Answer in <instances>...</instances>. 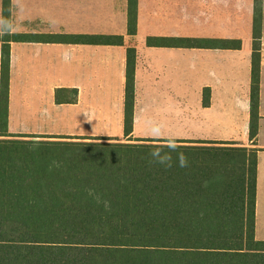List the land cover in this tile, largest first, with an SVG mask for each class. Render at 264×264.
<instances>
[{"label":"trees","instance_id":"trees-1","mask_svg":"<svg viewBox=\"0 0 264 264\" xmlns=\"http://www.w3.org/2000/svg\"><path fill=\"white\" fill-rule=\"evenodd\" d=\"M130 3L129 33L135 34L137 0ZM11 7V0H3L0 128L6 130L11 42L124 44L121 35L13 33ZM147 45L240 49L242 41L150 36ZM261 46L262 12L257 9L251 139L259 129ZM136 63V48L129 47L127 140L0 135V264H264V240L256 238L257 150L175 140L180 147L171 153L172 167L150 163L149 153L168 140L130 138ZM78 96L77 88H58L55 100L75 103ZM178 152L185 154L187 166H179Z\"/></svg>","mask_w":264,"mask_h":264},{"label":"crops","instance_id":"crops-1","mask_svg":"<svg viewBox=\"0 0 264 264\" xmlns=\"http://www.w3.org/2000/svg\"><path fill=\"white\" fill-rule=\"evenodd\" d=\"M130 1L52 0L50 3L49 0H14L16 6H19L21 2L33 5L28 7V12L38 13L35 19H26L22 22V25L30 27L29 31L15 32L12 25L13 33L121 35L124 37V44L11 42L10 128L14 81L25 82V86L27 81L36 82L32 84V88L35 89L42 88L45 84V88L54 95L53 103L57 107H77L87 104L89 109H95L100 100L97 102L92 98L98 92L97 90L105 89V85L102 86L104 89L101 88L104 82H107L106 85L109 86L116 78H119L126 83L127 50L129 47H135L137 51L136 79L141 71L155 74L170 73L189 81L200 80L202 83L195 91L197 99L192 107L194 110L210 112L205 120L209 121L210 117L219 124L226 123V120L215 117L216 114H211L212 111L220 109L226 115L230 110L233 112L229 114L232 116L233 123L228 130L224 126V133L205 130L194 132L191 138L174 139L191 144L212 142L256 149L258 208L259 204L264 203V0H258V2L257 0H137L135 34L129 33ZM15 9L11 12L18 11ZM257 9L262 12L259 129L257 136L251 139L253 33ZM0 11H2L0 24L2 21L3 29V0H0ZM44 12L58 13L63 30L60 32L46 30L47 26L40 22L44 20ZM178 18H181V23L177 20ZM100 23L113 29L99 31L96 26ZM145 25L154 26V28L145 31L142 27ZM139 34L146 38L145 44H137L136 39ZM150 36L240 39L242 47L214 49L149 46L147 38ZM2 52L3 42L0 41V96ZM230 79L235 80L236 83ZM58 88H77L79 92L77 102L57 104L55 93ZM206 88L210 90L209 105L204 104ZM86 95L89 97L87 101L84 100ZM122 101L125 103V93H122ZM236 113H240L241 116L238 117ZM123 135L124 131L118 136L91 137L119 138Z\"/></svg>","mask_w":264,"mask_h":264},{"label":"rangeland","instance_id":"rangeland-1","mask_svg":"<svg viewBox=\"0 0 264 264\" xmlns=\"http://www.w3.org/2000/svg\"><path fill=\"white\" fill-rule=\"evenodd\" d=\"M12 1L11 10L14 11L15 8L18 10L12 12L13 30L15 32L29 31L30 27L22 25V22L34 18L38 12H28V7L33 5L17 2L19 6H16L14 0ZM51 1L49 0L50 3ZM43 14H45L44 20L40 22L47 26L46 30L55 32L63 30L58 13L44 12ZM180 19L177 20L181 23ZM142 27L145 31L154 28V26L146 25ZM96 29L102 31L113 28L100 23ZM122 32L125 33L124 30ZM136 41L138 45H142L146 43V38L139 34ZM230 81L236 83L233 79ZM34 83L36 82L27 81L25 86V82L14 81L12 129L10 126L7 130L0 128V135L7 132L8 134H42L50 137L118 136L124 131L125 103L122 101V93H125V82L119 78H116L109 86L106 85L107 82L99 84L101 88L105 85V89L97 90L96 94H100L91 97L97 102L100 100L95 109H89L87 104L83 103L77 107H57L53 103L54 95L45 88V84L42 88L35 89L32 88ZM201 83L200 80L189 81L170 73L155 74L140 71L136 79L134 131L130 138H191L197 131L213 130L216 133H224V126L228 130L233 123L232 116H229L233 113L231 110L227 112V115L220 109L211 112L213 115L216 114L215 117L226 120V123L219 124L210 117L209 121L205 120L210 112L192 108L197 99L195 91ZM88 98L86 95L84 100L87 101ZM236 114L238 117L241 116L240 113ZM156 126L161 128L162 135L150 134L151 128ZM119 138L124 141L129 137H126L124 132L123 137ZM256 238L264 240V203L259 204L257 208Z\"/></svg>","mask_w":264,"mask_h":264},{"label":"clouds","instance_id":"clouds-1","mask_svg":"<svg viewBox=\"0 0 264 264\" xmlns=\"http://www.w3.org/2000/svg\"><path fill=\"white\" fill-rule=\"evenodd\" d=\"M150 134L153 136L162 135L161 128L159 126L152 127ZM179 147L180 145L176 143L174 138H169L166 144L156 146L154 150L149 153L151 157L150 163H158L164 165L166 168L172 167L173 157L171 153L176 152ZM165 149H167V151H165ZM177 160L180 167L187 166V158L183 152L177 153ZM89 194L91 195L92 192L90 191ZM97 202H99V197H97ZM105 207H107V202H105Z\"/></svg>","mask_w":264,"mask_h":264}]
</instances>
